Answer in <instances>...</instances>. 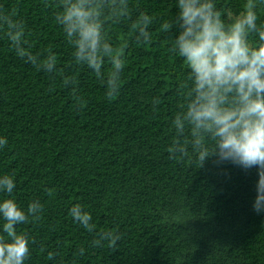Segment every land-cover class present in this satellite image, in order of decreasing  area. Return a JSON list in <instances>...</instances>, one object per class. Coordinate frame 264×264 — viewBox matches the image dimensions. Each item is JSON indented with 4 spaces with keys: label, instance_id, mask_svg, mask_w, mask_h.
I'll return each mask as SVG.
<instances>
[{
    "label": "trees",
    "instance_id": "16d2710c",
    "mask_svg": "<svg viewBox=\"0 0 264 264\" xmlns=\"http://www.w3.org/2000/svg\"><path fill=\"white\" fill-rule=\"evenodd\" d=\"M215 3L230 22L246 0ZM127 5L124 15L105 7L101 16L125 60L109 99L112 63L105 57L102 83L75 61L56 19L61 0H0V15L23 23V47L38 64L49 49L57 57L51 73L34 66L0 26V138L7 139L0 177L11 175L16 185L11 197L0 191V203L43 206L38 218L15 226L29 237L24 264H264V211L254 210L258 167L245 170L216 156L200 167L190 145L184 156L168 151L172 122L192 86L184 58L172 51L178 0ZM256 12L264 28V2ZM142 13L151 18L148 41L136 39ZM166 22L173 27L165 30ZM249 39L257 42L259 34ZM75 204L91 213L93 232L69 215ZM4 222L0 216V231ZM108 231L120 234L116 245H94Z\"/></svg>",
    "mask_w": 264,
    "mask_h": 264
},
{
    "label": "clouds",
    "instance_id": "9594fccd",
    "mask_svg": "<svg viewBox=\"0 0 264 264\" xmlns=\"http://www.w3.org/2000/svg\"><path fill=\"white\" fill-rule=\"evenodd\" d=\"M61 2L63 10L56 19L74 47L75 61L93 69L104 83L101 69L105 57L110 59L112 69L107 73L106 95L111 99L121 86L125 60L123 47L114 48L106 38L101 16L105 7L124 15L127 0H120L118 6L115 0ZM257 3L258 0H246L243 11L225 22L215 0H178L174 21L178 32L172 51L184 58L192 86L186 103L181 105V111L172 122L176 138L168 151L184 156L190 145L200 167L212 156L245 170L258 167L254 210L259 213L264 211V28L257 27ZM137 24L136 39L150 40L151 18L142 13ZM0 26H6L8 39L21 58L49 73L55 70L57 57L51 49L38 64L37 56L23 47L28 41L22 22L13 20L10 15H0ZM162 27L168 30L173 24L166 22ZM252 33L259 34L257 42L249 39ZM156 103L159 101H154ZM6 145L7 139L0 138V147ZM15 186L13 176L0 177V191H5L9 197ZM42 209L39 201L31 202L27 210L14 198L0 203V216L5 221L0 231V264H24L30 252L29 237L26 233H17L15 226L27 222L29 216L38 218ZM69 215L88 232L95 230L91 213L83 205H73ZM98 235L99 239L93 241L96 246L106 240L113 247L121 238L115 231Z\"/></svg>",
    "mask_w": 264,
    "mask_h": 264
}]
</instances>
